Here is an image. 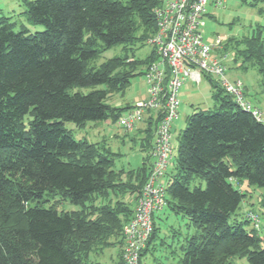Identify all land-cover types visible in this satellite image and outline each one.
<instances>
[{
    "label": "trees",
    "instance_id": "trees-1",
    "mask_svg": "<svg viewBox=\"0 0 264 264\" xmlns=\"http://www.w3.org/2000/svg\"><path fill=\"white\" fill-rule=\"evenodd\" d=\"M161 1L23 0L29 23L44 26L34 32L23 23L16 30L12 16L0 14V264H99L90 254L116 244L121 255L123 229L135 209L121 197L135 195L136 205L151 171L157 121L150 116L136 129L146 154L130 171L118 170L116 153L101 142L76 139L65 121L77 127L118 121L129 105L112 106L109 95L123 91L136 69L157 55L115 56L95 69L91 62L106 48L147 44ZM241 44L234 60L264 79V23ZM207 78L217 110L188 116L178 172L166 184L167 206L197 229L181 246L180 264H231L236 258L264 264V236L245 226L252 224L248 214L229 222L245 197L232 180L264 187V122ZM57 196L81 208L59 211L51 202ZM158 230L155 222L143 255Z\"/></svg>",
    "mask_w": 264,
    "mask_h": 264
},
{
    "label": "rangeland",
    "instance_id": "rangeland-1",
    "mask_svg": "<svg viewBox=\"0 0 264 264\" xmlns=\"http://www.w3.org/2000/svg\"><path fill=\"white\" fill-rule=\"evenodd\" d=\"M2 2L3 0H0V3ZM13 3L14 1H12ZM13 5L14 10L9 15L12 16L11 20L17 23L16 30H19L22 23L32 32L44 30L42 25L33 26L29 23L27 6L23 0H17V3ZM207 9V14L202 21L205 39L207 42L213 43L216 37H221L222 44L215 48L213 54L226 66V78L231 81L241 80L247 90L246 99L264 113L263 77L254 67L242 68L240 66L242 59L234 60L235 45L242 49L244 47L241 44L242 39L252 35L257 25L264 23V2L253 3L252 1L227 0L224 6L215 7L213 4H208ZM138 46L139 44L136 47H132L129 44V46L124 47L119 44L106 48L91 62V67L95 69L103 64L110 63V61H114L115 56L144 59L153 50V47L148 43ZM145 69L143 66H139L134 73L135 75L131 77L128 86L123 91L111 93L107 102L119 108L138 102L141 99L140 96L145 94V88L147 87L145 75L141 73V71L145 72ZM75 90L88 92L91 88L78 86ZM213 94L214 90L211 81L207 77H203L200 83L191 80L185 81L183 87L180 88V117L173 122L172 130V145L175 157L164 177L165 183L171 181L178 172L179 141L187 125L188 116L196 111L217 110V102ZM25 120H28V116ZM65 126L72 130L76 139L86 138L90 142H101V145L109 147L116 153L114 156L115 167L118 170L130 171L140 167L143 163L146 152L141 148L142 136L136 133V129L127 130L123 128L112 117L101 122L88 121L83 127H77L75 123L65 121ZM140 127H145V123H142L138 128ZM150 161L152 162V158H150ZM121 177L123 180L132 179V175L128 177L127 174H123ZM232 182L236 188L245 193V197L240 207L230 217L229 222L243 220L249 212L254 211L262 218V226L258 229L260 234L264 236V187L249 184L247 181H243L240 184L235 180H232ZM191 186L193 187V184ZM112 197L113 202H115L113 194ZM134 198L135 195L130 193L121 197L131 207L135 205ZM52 199L51 202L57 203L59 211H76L81 208L80 204L72 203L69 199L59 196ZM155 219L159 230L153 240L150 251L143 255L144 264H180V259L183 256L181 246L187 243V237L197 232L196 227L191 224V220L187 216L176 213L168 206L157 212ZM245 226L248 229L253 227L252 224H245ZM262 247L264 248V242ZM120 250L119 244L110 245L102 252H92L90 259L99 262V264H120ZM245 262V259L236 258L231 261V264Z\"/></svg>",
    "mask_w": 264,
    "mask_h": 264
},
{
    "label": "built area",
    "instance_id": "built-area-1",
    "mask_svg": "<svg viewBox=\"0 0 264 264\" xmlns=\"http://www.w3.org/2000/svg\"><path fill=\"white\" fill-rule=\"evenodd\" d=\"M227 0H162L155 10L157 30L147 43L157 59L145 69L147 98L130 105L118 123L127 130L137 129L148 117L157 121L154 132L151 171L137 198L134 214L123 229L124 245L120 264H144L143 253L153 235L156 213L167 206V183L164 177L174 160L172 125L179 114V91L185 81L200 83L203 77L217 80L244 109L264 122V113L246 99L241 80L226 78V66L213 54L222 44L205 39L203 18L208 4L224 6ZM255 228L262 218L254 211L248 213Z\"/></svg>",
    "mask_w": 264,
    "mask_h": 264
},
{
    "label": "crops",
    "instance_id": "crops-1",
    "mask_svg": "<svg viewBox=\"0 0 264 264\" xmlns=\"http://www.w3.org/2000/svg\"><path fill=\"white\" fill-rule=\"evenodd\" d=\"M12 1H14V3L13 4H16L17 3V0H12ZM12 1H10V0H3V2L2 3H0V14H2V13H4V15L6 14V15H9L10 14V12L11 11H13L14 10V5L12 4ZM145 68V67H144ZM183 87V86H182ZM146 89V91H145V94H143V96H140L141 97V99L140 100H145L146 98H147V96H148V94H147V87L145 88ZM246 89V88H245ZM139 100V101H140ZM129 106L131 105V104H128ZM127 105V106H128ZM179 114H180V112H179ZM178 114V116H177V118L175 119V120H178L179 119V117H180V115ZM175 120H174V122H175ZM173 125H174V123H173ZM173 125H172V130H173ZM135 206V205H134ZM154 240V239H153ZM152 243H153V241H152ZM152 243L150 244V249H151V246H152ZM121 249V248H120ZM150 251V250H149ZM148 252V251H147ZM120 254V253H119Z\"/></svg>",
    "mask_w": 264,
    "mask_h": 264
}]
</instances>
